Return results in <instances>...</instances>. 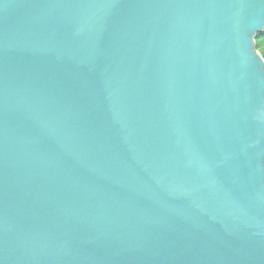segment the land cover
<instances>
[{
    "label": "water",
    "instance_id": "water-1",
    "mask_svg": "<svg viewBox=\"0 0 264 264\" xmlns=\"http://www.w3.org/2000/svg\"><path fill=\"white\" fill-rule=\"evenodd\" d=\"M264 0H0V264H264Z\"/></svg>",
    "mask_w": 264,
    "mask_h": 264
},
{
    "label": "trees",
    "instance_id": "trees-1",
    "mask_svg": "<svg viewBox=\"0 0 264 264\" xmlns=\"http://www.w3.org/2000/svg\"><path fill=\"white\" fill-rule=\"evenodd\" d=\"M257 48L264 56V30L258 32L256 36Z\"/></svg>",
    "mask_w": 264,
    "mask_h": 264
}]
</instances>
